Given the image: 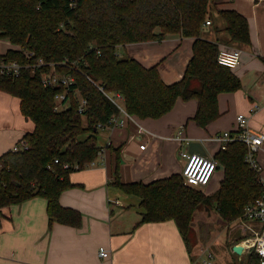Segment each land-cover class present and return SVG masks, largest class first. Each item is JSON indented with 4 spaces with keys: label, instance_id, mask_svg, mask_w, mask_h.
Returning <instances> with one entry per match:
<instances>
[{
    "label": "trees",
    "instance_id": "1",
    "mask_svg": "<svg viewBox=\"0 0 264 264\" xmlns=\"http://www.w3.org/2000/svg\"><path fill=\"white\" fill-rule=\"evenodd\" d=\"M213 2L0 0V40L17 47L0 53V63L25 67L16 78L1 76L0 91L18 98L22 116L34 125L21 139L26 149L0 156V214L6 207L42 197L47 201L49 227L54 222L81 224L80 213L62 207L59 197L73 187L70 173L85 169L100 154L99 125L105 126L117 115V108L100 88L121 94L126 112L140 120L164 116L177 99L196 103L192 121L197 127L205 128L218 119V95L235 92L241 84L232 69L217 63L218 44L200 37ZM218 16L232 42L250 45L244 16L233 10H220ZM169 35L194 39L183 77L173 84L162 81L156 65L145 68L135 59L118 55L120 46L160 41ZM38 60L44 65L35 66ZM52 66L56 73L72 76L73 83L44 87L41 75ZM59 94L64 99L60 110H55ZM81 99L86 105L79 113ZM111 145L107 147L115 157L111 185L140 200L137 225L171 220L187 248L190 224L199 207L214 208L223 222L230 223L264 193L259 174L245 161L247 147L241 142L229 143L215 154L223 178L211 195L185 185L180 174L147 184L123 183L118 171L120 148ZM250 255L258 262L254 252Z\"/></svg>",
    "mask_w": 264,
    "mask_h": 264
},
{
    "label": "crops",
    "instance_id": "2",
    "mask_svg": "<svg viewBox=\"0 0 264 264\" xmlns=\"http://www.w3.org/2000/svg\"><path fill=\"white\" fill-rule=\"evenodd\" d=\"M220 10H233L247 19L250 45L230 40L225 23L218 16ZM207 21L210 24L204 23L202 39L217 43L219 50L241 52L239 65L232 69L240 80V89L218 95L220 117L205 128L197 127L192 121L196 103L177 99L173 109L158 119L136 118L138 124L155 137L143 136V140L138 141L134 138L136 127L132 124L99 129L97 138L101 135L103 140L100 147L112 144L113 148H120L121 182L147 184L181 175L182 151L214 160L219 148L204 139L224 131L234 132L239 114L248 118L250 130L264 134V0H214ZM193 40L169 35L160 41L120 46L117 52L121 50L120 57L135 59L145 68L156 65L162 81L170 85L183 77L192 56ZM0 46L1 54L17 49L5 39L0 40ZM33 128V123L20 112V100L0 91V156ZM179 132L181 138L189 139L188 144L175 139ZM191 142L200 143L202 149L191 151ZM142 143L145 144L143 150L139 148ZM108 146L98 155V161H93V166L71 174L69 180L73 187L60 194L62 207L80 213L78 227L56 222L49 227L47 201L42 197L2 209L0 264H259V259L258 262L249 260L251 253L246 249L241 256L232 253V246L241 243L250 232L240 222L231 231L214 208L195 212L189 229L195 242L188 248L171 220L137 225L142 213L140 200L111 185L115 157ZM256 159L264 175V143ZM222 178L223 169L218 168L204 187V194L215 193ZM248 225L254 231L261 227L258 222ZM100 247L108 252V257L99 256Z\"/></svg>",
    "mask_w": 264,
    "mask_h": 264
},
{
    "label": "built area",
    "instance_id": "3",
    "mask_svg": "<svg viewBox=\"0 0 264 264\" xmlns=\"http://www.w3.org/2000/svg\"><path fill=\"white\" fill-rule=\"evenodd\" d=\"M209 24V21L205 22V25ZM240 55L241 52L239 50L221 49L218 51L216 60L219 65L234 69L239 65ZM43 65L44 63L41 60H38L35 64V66L39 67ZM23 68L25 67L17 62H1L0 77L5 76L9 78H16L20 75ZM73 81L74 80L70 75L56 73L54 66H52L49 73L41 75V83L44 87H54L58 85L68 87L71 85V83H73ZM100 90L103 92L105 97L117 108L118 112L117 115L112 116L108 120L105 126L99 125V128H123L128 124H132L134 127H136V135L134 138L138 141L143 140V136L155 137L153 133L139 125L137 119L134 116L126 112L124 108V99L121 94L107 93L101 88ZM63 99L64 94H59L55 97V110H60V103ZM79 102L80 104L78 111L79 113H82L84 111L86 102L84 99H81ZM236 125V130L234 132L224 131L222 133L205 138L204 142L217 145L219 150H224L226 146L232 142H241L245 144L247 147L245 161L250 169L259 174V182L264 188V175L261 174V168L256 159V153L260 150L262 144L264 143V134L250 130L248 127V118L242 114L236 116ZM175 139L179 142H184L186 144L189 143V139L181 138L180 132L175 137ZM106 146H108V144ZM106 146L102 147V150H104ZM26 148V142L20 140L11 148V151L18 152ZM139 148L143 150L145 148V144H140ZM180 156L184 162L181 175L184 179L185 185L198 189L206 187L216 172L217 162L201 154L193 152L190 153L187 151H182ZM57 162V160H54V163ZM93 165L94 162H91L87 165V167ZM239 221L250 232V235L241 243L237 244L244 246L245 249L250 253L254 252L258 256L259 264H264V193L254 203L248 204L244 207L243 214ZM249 222H258L261 224V227L259 230L254 231L248 225ZM243 242H246V245H244ZM98 254L101 258L108 257V252L103 247L98 249ZM209 256L211 255L209 254Z\"/></svg>",
    "mask_w": 264,
    "mask_h": 264
},
{
    "label": "rangeland",
    "instance_id": "4",
    "mask_svg": "<svg viewBox=\"0 0 264 264\" xmlns=\"http://www.w3.org/2000/svg\"><path fill=\"white\" fill-rule=\"evenodd\" d=\"M2 46V48H3V50H4V46L3 45H1ZM0 46V47H1ZM1 49V48H0ZM6 52V51H5ZM119 52V57H120V52H121V50H119L118 51ZM99 135V134H98ZM98 137V136H97ZM98 139V138H97ZM97 142H98V145H100L101 143H103V140H102V138H101V135L99 136V139L97 140ZM181 157V156H180ZM177 159H179V156H178V154H177ZM100 160V159H99ZM95 161H98V158H96L95 159ZM217 170V169H216ZM79 171H73L72 173H70V175L71 174H74V173H78ZM69 175V176H70ZM198 191H201V193H203L204 194V187L203 188H201V189H198V188H196ZM205 195V194H204ZM212 209V208H211ZM210 209V210H211ZM204 210V208L203 207H199L196 211H199L200 213H202V211ZM209 210V209H208ZM195 211V212H196ZM195 214V213H194ZM193 217H194V215H193ZM193 219V218H192ZM240 219V218H239ZM239 219H236V220H234V221H232V222H230V223H226V222H223V223H225V224H227V228H229L231 231L236 227V226H239ZM188 239H189V246H192L193 245V242H195L194 241V236H191V233H189L188 234ZM233 253V252H232ZM248 258H249V260H252V259H254L253 257H251V255L250 256H248Z\"/></svg>",
    "mask_w": 264,
    "mask_h": 264
},
{
    "label": "water",
    "instance_id": "5",
    "mask_svg": "<svg viewBox=\"0 0 264 264\" xmlns=\"http://www.w3.org/2000/svg\"><path fill=\"white\" fill-rule=\"evenodd\" d=\"M190 150H194L196 152H199V148L202 149L200 143L198 142H191V145L189 146ZM219 169H223V167L221 165L218 166ZM232 252L235 253L236 255L241 256L244 251H245V247L239 244H234L231 248Z\"/></svg>",
    "mask_w": 264,
    "mask_h": 264
},
{
    "label": "bare ground",
    "instance_id": "6",
    "mask_svg": "<svg viewBox=\"0 0 264 264\" xmlns=\"http://www.w3.org/2000/svg\"><path fill=\"white\" fill-rule=\"evenodd\" d=\"M243 244L246 245V242H244Z\"/></svg>",
    "mask_w": 264,
    "mask_h": 264
}]
</instances>
